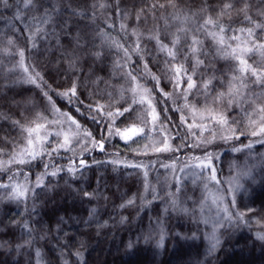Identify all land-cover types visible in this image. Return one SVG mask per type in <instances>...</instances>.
<instances>
[{
	"label": "trees",
	"instance_id": "16d2710c",
	"mask_svg": "<svg viewBox=\"0 0 264 264\" xmlns=\"http://www.w3.org/2000/svg\"><path fill=\"white\" fill-rule=\"evenodd\" d=\"M220 3L221 0H172L173 7L169 0H37L38 10H23L24 18L17 20V11L22 8L20 0H8L10 7L0 5V37L15 36L17 45L26 49V62L35 65V70L50 86L44 91L52 96L56 107L71 113L97 138L98 132L104 133L105 126L92 121L86 105L114 103V108H123L132 104L127 71H133L140 84L153 90V104L160 112L161 120L170 118L171 122L165 124L170 134L176 136L178 131L182 136L186 127L181 125V112L176 109L182 108L185 100L168 78L170 74L165 71L164 53L159 52L155 41L147 37L159 30L161 39L167 44L171 36L165 38V34L175 31L177 26L171 19L172 14L197 11L204 6L215 9ZM100 4L106 7L100 8ZM153 4L165 7L152 9ZM252 4L254 10L257 6L264 9L259 0H252ZM53 8L55 12H52ZM46 10L52 15V22L36 25L31 17H38ZM74 11L83 15H75ZM121 12L126 14V19H122ZM138 14L142 17L140 20L136 19ZM122 22L127 25V33L120 29ZM30 26L44 27L47 32L46 36L41 35L36 40V48H31L28 40ZM133 29L143 33L144 60L151 73L160 77L158 88L150 76L140 77L146 70L144 60L136 54L125 67L117 69L116 61L123 53L110 47V40L98 35V31L103 30L111 39L131 47L136 39L131 35ZM201 38L207 52V56H201V59L208 67L199 68L193 79L197 84L201 83V77L207 79L213 75L225 80L231 75L232 63L220 59L215 54V46ZM6 46V39H0V48ZM18 59V56L0 52V148L7 152L12 150L9 141L19 142L21 139L15 121L27 124L36 113H43L49 120L58 118L51 112L40 88L22 82L24 74L19 69L7 71ZM180 59L183 60V56ZM260 59L257 54L249 62H259ZM186 67L191 70L192 62L188 61ZM73 83L77 85V94L85 107L79 103L68 104L55 94L64 92ZM159 89L170 93L171 98H165ZM222 90L221 82L214 81L207 100L203 89H193L187 103L202 112L212 106V96ZM252 91L264 96V89L257 87ZM77 107L81 108L80 112L75 110ZM133 108L132 113L117 120L116 127L123 129L133 123L142 126L137 117L144 116L147 106L133 105ZM183 114L189 123L194 120L200 123L199 115L194 117L187 109ZM226 114L230 120L240 118L239 109ZM149 137L161 139L158 132L145 127L144 136L137 138L136 143L126 144L118 136H112L105 142L103 152L96 148L80 157L77 148L74 157L71 152L61 151L53 159L65 170L46 177L47 189H37L35 198L26 202L0 199V264H264V241L257 239V233L264 232V144L253 143L251 149L233 151V148H241L254 139L241 136L239 140L216 141L211 145L208 150L219 157L215 166L221 183L216 184L196 175L199 169L179 170L190 155H203L200 149L185 148L175 153L147 156L132 151L149 143ZM172 143L179 144L180 139H174ZM188 143H192L191 139ZM70 158H83L89 167L73 175L66 168ZM113 159L122 163L112 164ZM47 160L45 157L44 161L21 167L34 181L36 175L44 171L43 163ZM94 160L103 163L94 164ZM173 160L177 161L175 170L161 167V164H171ZM135 163L149 166L147 182L155 189L154 193L145 192L144 169L125 166ZM10 174L0 172V180L6 181ZM23 179V176L17 177L18 181ZM229 181H237L242 186L236 192V208L232 211L253 209L243 222H230L224 218L221 209L231 197L223 204L213 203V196L227 191ZM84 192H94L95 196L89 199L84 197ZM2 195L3 190H0ZM153 195L157 198L153 199ZM133 196L137 198L134 205L120 207ZM146 200L151 204L145 205ZM122 218H126L123 223ZM258 220L262 223H257ZM24 223L32 229L31 235L23 228ZM220 224L223 227H219ZM214 227L220 241L215 250L210 239ZM160 234L165 237L162 248L157 247ZM146 237H150L147 242ZM28 240L32 243L27 244ZM129 242L135 245L132 249L127 247ZM77 251L81 253L80 258L74 255Z\"/></svg>",
	"mask_w": 264,
	"mask_h": 264
},
{
	"label": "snow or ice",
	"instance_id": "6c2138e0",
	"mask_svg": "<svg viewBox=\"0 0 264 264\" xmlns=\"http://www.w3.org/2000/svg\"><path fill=\"white\" fill-rule=\"evenodd\" d=\"M172 4V0H169ZM22 8L18 9L16 19L24 18L23 10H38L37 0H20ZM259 4L264 5V0H259ZM0 5L7 8L10 7L8 0H0ZM100 8H105V4H100ZM164 8L165 5L153 4L152 9ZM56 9L53 8L52 12ZM119 12V9L117 8ZM141 9V13H143ZM75 15H83L74 11ZM122 19H126L125 13H119ZM95 15V14H93ZM142 17L140 14L136 16L137 20ZM36 25H49L52 22V15L46 10L40 16L31 17ZM171 19L177 25L175 31L166 33L165 38L171 36L169 43H164L161 39L159 30H155L154 34L149 35V40H154L156 48L159 52L165 55V71L169 73V80L173 87L180 90L185 103L182 108H177L176 111L181 112L180 123L186 127L184 135L173 136L165 127L166 123H170V118L161 120L160 112L156 111V106L153 104L155 96L153 90L145 87L139 83L137 75L133 71H127L125 75L129 78L132 87L128 91L132 94V104L128 107L114 108V103L100 104L96 102L88 104L89 116L94 123L99 126L104 124V133L98 132L99 138L93 135L92 131L85 128L80 122L69 112L61 111L56 107V103L45 88L50 87L43 79V76L35 70V65H29L26 60V49L20 48L17 45L15 36L0 37L6 39V47L0 48V52L8 55L18 56L19 59L7 71H15L19 69L24 75L22 82L33 84L41 89L42 95L47 99L51 112L58 118L49 120L43 113H36L35 117L27 124H21L20 121H15L14 125L18 126L21 132V139L19 142L9 141L12 144L10 152L0 148V172L11 173L7 176L6 181L0 180V190H3V195L0 199H7L11 201L26 202L29 199H34L37 189H47L45 179L48 176H56L59 172L64 171L65 167L59 166L55 163L53 157L59 155L61 151L71 152L74 157L77 155L76 149L80 151L78 155L83 157L84 153L90 152L92 149L98 148L100 151L105 150V142L112 136H118L125 143H136L137 138H141L145 134V127H149L151 131L159 133L161 139H154L149 137V143L143 145L142 148L133 149L137 155H149L160 153H175L185 148L200 149L203 155H190L187 163H185L179 170L184 172L192 169H199L198 176L203 177L209 182L220 184L221 181L217 177V168L215 160L218 154L209 151V147L216 143L217 140L229 142L239 140L241 136H250L254 138H264V96H258L252 91L254 88L264 89V9H253L252 0H221V3L215 9H209L204 6L197 11H191L182 14H172ZM111 27V25L109 26ZM120 29L127 33V25L120 24ZM19 31V29H16ZM28 40L31 48H36V40L41 36L47 35L46 29L40 26H30L27 29ZM98 35L110 40V47H115L119 52L123 53L120 60L116 61L115 67L117 69L125 67L131 60V56L136 54L141 60H144L143 53L145 48L141 44L144 38L143 33H137L133 29L131 35L136 39L133 41L131 47H125L123 43L118 40L111 39L107 34L100 30ZM206 38L215 46V54L223 60L232 63L231 75L225 80L214 75L210 78L204 79L201 77V83L197 84L193 79L194 75L198 74V69L201 67H208L205 60L201 56H207L204 49V39ZM15 50V51H13ZM260 56L259 62L250 63L252 56ZM100 54L97 53V56ZM183 56V60L180 57ZM123 61V63L121 62ZM188 61L192 62V68L189 70L186 67ZM143 67L146 70L140 74V77H147L155 81V87H159L160 77L151 73L148 68V63L144 60ZM210 70V69H209ZM214 81H220L223 90L215 93L211 98L212 106L206 107L204 111H199L194 106L187 103L188 95L193 89H203L205 99L207 100L209 94L213 91ZM186 87H182L185 85ZM53 91H55L53 89ZM160 93L165 98H171V94L159 89ZM57 96L64 98L68 104L79 103L81 107H85L83 101H80L77 94V85L73 83L72 87L64 92H56ZM123 98V97H122ZM133 105H146L144 116L137 117L140 125L136 123L125 126L123 129L116 127V122L119 118L125 117L126 113H132L135 109ZM189 110V113L194 117L199 115L200 123L195 120L192 123L188 122V118L183 114L184 110ZM232 109H239L240 118H228L226 112ZM77 112L81 111L80 107L75 109ZM164 112L167 109H163ZM179 125L177 126V129ZM207 133V135H205ZM180 139V143L174 145V139ZM191 139L192 143H188ZM253 143L264 144V139H257L249 141V143L242 145L241 148H233V151H241L244 148L251 149ZM7 157L5 159L4 157ZM44 171L37 174L35 180L30 179V173L23 171L24 167L31 166L34 162L44 161ZM112 164H119L122 161L113 159ZM94 164H101L103 161H92ZM126 167L144 169L145 176V192H155L154 188H150L147 182L148 165L142 163L125 164ZM177 161L173 160L171 164H161V167L176 169ZM89 167L88 162L83 158H70L69 165L66 166L67 171L75 175L78 171ZM204 173H207L205 176ZM247 175L248 173H243ZM23 176V181H18L17 177ZM179 183V178H177ZM229 187L223 195L213 196V203L219 202L223 204L224 200L231 197L228 204L224 205L221 211L224 212V218L228 221H241L253 209L246 211L232 209L236 208V192L242 187L237 181H229ZM207 188V184H205ZM179 191V188H177ZM84 197L91 199L95 193L84 192ZM157 197L153 195V199ZM136 196L129 198L120 207L132 206L136 203ZM143 200V196H141ZM145 205L151 204L150 200L144 201ZM173 205L175 201L173 200ZM95 212V209L92 210ZM91 215V214H90ZM126 218H122L123 223ZM257 223H262L257 221ZM219 227H223L220 224ZM23 228L31 235L32 229L28 223L23 224ZM67 235V234H65ZM164 235L160 234L157 241V247L162 248L164 244ZM195 238V237H193ZM150 239L146 237L145 240ZM213 241L212 249L215 250L219 245V238L215 235V227L213 235L210 237ZM257 239L264 241V232L257 233ZM31 244L32 241H26ZM133 242H129L127 247L132 249ZM40 255L39 251L36 253ZM77 258L81 257V253L77 251L74 253ZM67 264V262H66Z\"/></svg>",
	"mask_w": 264,
	"mask_h": 264
},
{
	"label": "rangeland",
	"instance_id": "374dc122",
	"mask_svg": "<svg viewBox=\"0 0 264 264\" xmlns=\"http://www.w3.org/2000/svg\"><path fill=\"white\" fill-rule=\"evenodd\" d=\"M131 84V83H130ZM132 87V84H131V86L129 87V89ZM128 93H129V95L131 94V92L130 91H128ZM131 98H132V94H131ZM257 139H264V138H259V137H257V138H254L252 141H255V140H257ZM218 142H224V141H221V140H217ZM201 155V154H200ZM199 156V155H198ZM187 162H189V161H187Z\"/></svg>",
	"mask_w": 264,
	"mask_h": 264
}]
</instances>
